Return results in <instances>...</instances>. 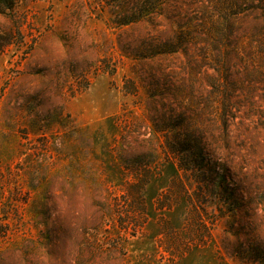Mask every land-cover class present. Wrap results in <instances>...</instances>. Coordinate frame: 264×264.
Instances as JSON below:
<instances>
[{
  "label": "rangeland",
  "instance_id": "obj_1",
  "mask_svg": "<svg viewBox=\"0 0 264 264\" xmlns=\"http://www.w3.org/2000/svg\"><path fill=\"white\" fill-rule=\"evenodd\" d=\"M0 264H264V0H0Z\"/></svg>",
  "mask_w": 264,
  "mask_h": 264
},
{
  "label": "trees",
  "instance_id": "obj_2",
  "mask_svg": "<svg viewBox=\"0 0 264 264\" xmlns=\"http://www.w3.org/2000/svg\"><path fill=\"white\" fill-rule=\"evenodd\" d=\"M263 1V0H260ZM146 12H149V14H156L158 13V10H151V9H144ZM190 45V41H183V42H179L177 43L172 42V41H166L164 43H159V44H153L151 45L152 47H154V49H156L158 52L157 56H165V55H172V54H176L178 52L181 51V49L187 48ZM160 49V50H159ZM157 85V84H155ZM171 129H181V124L179 123H175L172 126H170ZM171 140L174 141L173 144H171L170 146V152L172 154H174L177 158V160H179L180 162H182L183 160H186L187 158H181L182 155L187 154L188 159L193 157H199V139L196 138V136H193L191 134H180V135H175L174 138L171 137ZM170 142V139L168 140ZM180 164V163H179ZM180 167L182 169H184L185 167H183L180 164ZM137 183L138 184L140 182V179L137 178ZM147 181V180H146ZM146 181H142V184H144ZM135 187H137V185H135Z\"/></svg>",
  "mask_w": 264,
  "mask_h": 264
}]
</instances>
